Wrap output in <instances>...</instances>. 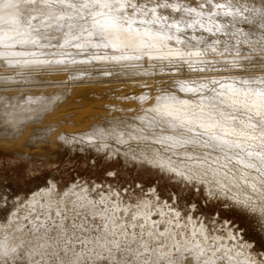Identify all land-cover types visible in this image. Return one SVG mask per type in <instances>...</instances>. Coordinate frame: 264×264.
<instances>
[{
	"label": "bare ground",
	"instance_id": "obj_1",
	"mask_svg": "<svg viewBox=\"0 0 264 264\" xmlns=\"http://www.w3.org/2000/svg\"><path fill=\"white\" fill-rule=\"evenodd\" d=\"M251 2L0 0V149L36 155L51 153L74 140L88 139L93 144L110 140L126 156L132 155L138 161L184 179L195 172L199 173L196 177L201 174L198 179L208 183L202 177L206 172L217 181L223 178L225 183L226 179L232 186L228 185L229 190L238 193L241 186V190L235 187L241 184L236 185L232 178L243 176L242 181L247 175L253 177L252 181H261L248 171L255 165L252 157L239 152L245 151L243 142L257 141L255 126L264 130V94L227 82L222 91L211 90L208 97L198 83H189V79L140 76L154 70L151 66H156L158 61L226 60L216 46L205 49L197 43L196 17L230 15L237 24L238 4ZM258 8L264 10V6ZM162 16L167 18L166 23L174 18L170 24L175 27L165 25ZM218 27H215L217 31ZM202 28H199L201 32ZM208 29L211 33L212 29ZM249 30L254 28L250 26ZM102 64L114 68L96 71ZM240 110L257 114L255 120L248 118L250 123L246 125L253 127L250 132H247L250 127L244 131L245 128L236 126L234 118ZM134 142L147 145L138 149L135 156L131 152ZM227 170L237 172L238 176Z\"/></svg>",
	"mask_w": 264,
	"mask_h": 264
},
{
	"label": "rangeland",
	"instance_id": "obj_2",
	"mask_svg": "<svg viewBox=\"0 0 264 264\" xmlns=\"http://www.w3.org/2000/svg\"><path fill=\"white\" fill-rule=\"evenodd\" d=\"M238 5V25L230 15L195 16L197 43L205 49L216 46L226 60L158 61L151 66L154 70L150 67L151 74L140 76L189 79L199 84L204 95L214 89L222 91L227 82L264 94V29H260L264 28V10L258 8L264 1ZM161 18L168 27H175L170 24L174 18L167 23V18ZM98 67L96 71L114 68ZM246 112L240 110L234 120L244 131L250 127V132L253 127L246 124L257 119V114ZM258 128L253 132L259 135L255 137L259 143L243 142L245 151L239 153L252 157L255 165L248 171L261 181L247 175L242 181L243 176L232 178L241 184L235 187L242 189L240 194L229 190L232 186L226 179L225 183L223 178L217 181L206 172L202 177L208 183L198 179L201 174L196 177L199 173L191 172L184 179L138 161L110 140L105 144L74 140L46 155L0 149V264H264V130ZM146 146L134 142L131 152L135 156Z\"/></svg>",
	"mask_w": 264,
	"mask_h": 264
}]
</instances>
